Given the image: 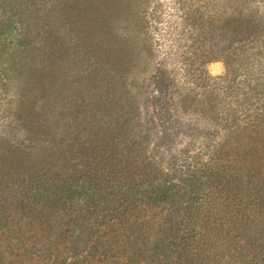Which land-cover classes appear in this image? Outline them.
Instances as JSON below:
<instances>
[{
    "label": "rangeland",
    "instance_id": "rangeland-1",
    "mask_svg": "<svg viewBox=\"0 0 264 264\" xmlns=\"http://www.w3.org/2000/svg\"><path fill=\"white\" fill-rule=\"evenodd\" d=\"M90 1L0 0V154L45 153L47 169L79 192L95 172L130 168L138 183L178 187L200 207L220 183L240 196L248 173L264 166L255 154L264 141L249 135L264 118V26L225 35L221 22L209 20L210 0H108L111 9L125 8L108 39L111 23L88 21L100 3ZM107 41L125 44L124 71L113 57L99 60ZM73 207L80 205L70 200L62 212ZM34 212L42 228L58 217ZM127 216L119 226L131 239L147 238L143 251L176 241L170 223L181 216L170 205L145 199ZM123 233L117 241L105 228L87 259L128 264L133 252ZM169 247L168 258L160 254L154 264L178 263Z\"/></svg>",
    "mask_w": 264,
    "mask_h": 264
},
{
    "label": "trees",
    "instance_id": "trees-1",
    "mask_svg": "<svg viewBox=\"0 0 264 264\" xmlns=\"http://www.w3.org/2000/svg\"><path fill=\"white\" fill-rule=\"evenodd\" d=\"M94 1L97 2L92 0L89 4ZM105 1L96 3L97 12L88 21L102 17V20L105 18L104 21L111 23L109 39L112 29L116 27V19L120 18V12L125 8L118 5V9H111L113 4ZM210 1L213 2V8L209 20L213 24L221 22L226 29L225 35L229 32L240 35L238 31L248 25L255 28L264 26V12H260V9H264V0ZM120 40L123 41V38L120 37ZM105 46H109L105 48V57L99 60L102 62V59L113 57L123 70L125 64L121 54L126 52L125 44H119L121 47H117L118 49L110 42ZM94 74L98 77L103 75L96 71ZM111 97L110 104L117 105L116 97ZM114 109L107 117L114 115ZM117 131L119 136L127 138V132L123 129ZM106 134L102 133L101 139ZM249 135L250 141L256 142L260 137L259 143H263L264 118L250 130ZM257 146L255 145V154L263 161L264 144L263 148L261 145ZM2 153L0 245L3 255L1 254L0 264H92L87 257L89 250L97 247L93 241H98L105 235V228L116 233L115 239L118 241L122 237L121 232H129L124 224L119 226V223L128 217L132 206L145 199L168 204L173 213H180L181 220L170 223V229L175 231L176 241L169 245L156 244L158 247L143 251L142 248L147 246L144 235L139 234L131 239L130 235L123 233L125 244L133 252L128 264H154V258L160 254L168 258L172 251L169 246L175 247L174 252L178 254V263L170 264H264V166H254V171L248 173L244 185L246 190H242L240 196L234 190L226 189L227 183L212 186L203 199L206 206L202 210L197 198L190 197L186 200L187 192L178 187L162 186L156 184L154 179L148 183H138L131 175L130 168L110 171L108 174L95 172L94 177H89L92 179L88 186L80 185L79 192L69 177L63 179L54 171L48 170L50 165L45 153L29 155L12 150ZM109 159L111 160L110 156ZM244 162L247 163V160ZM227 168L225 166L221 174H225ZM70 200H75L80 207H73V212L66 215L62 211ZM193 202L198 204L197 213L190 217L189 210L192 209ZM37 210L41 211L43 217L45 214L55 213L59 218L57 217L53 226L48 224V229L42 228L33 223L34 211ZM196 214L197 220L194 221ZM64 234L69 236L64 239ZM5 251L10 255L6 256ZM99 262L112 264L105 257ZM159 264L169 262L166 259Z\"/></svg>",
    "mask_w": 264,
    "mask_h": 264
},
{
    "label": "water",
    "instance_id": "water-1",
    "mask_svg": "<svg viewBox=\"0 0 264 264\" xmlns=\"http://www.w3.org/2000/svg\"><path fill=\"white\" fill-rule=\"evenodd\" d=\"M214 69L215 70H219L220 69V65L219 64L214 65Z\"/></svg>",
    "mask_w": 264,
    "mask_h": 264
}]
</instances>
